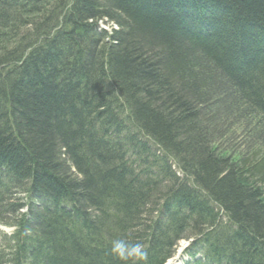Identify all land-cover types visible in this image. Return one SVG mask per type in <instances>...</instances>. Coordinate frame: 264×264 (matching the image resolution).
<instances>
[{
    "label": "trees",
    "instance_id": "trees-1",
    "mask_svg": "<svg viewBox=\"0 0 264 264\" xmlns=\"http://www.w3.org/2000/svg\"><path fill=\"white\" fill-rule=\"evenodd\" d=\"M185 1L34 0L29 12L14 0H0V21L8 23V29L0 27V68L16 77L14 96L8 98L4 85L0 89V161L9 167L0 196L11 197L12 184L16 189L29 182L26 203H20L28 213L7 216L11 205L0 203V224L13 218L17 227L0 234V264H45L48 258L52 264H121L109 252L118 238L144 245L142 264H165L176 244L191 238L207 244L194 258L201 253L207 260L223 254L222 264L264 261V158L239 157L237 171L223 174L228 161L216 159L208 144L212 124L234 132V114L209 103L221 76L264 109V0ZM68 6L74 22L61 20ZM186 8L198 15L199 30L188 26ZM78 13L85 25L72 30L74 42L97 52L96 61L82 55L81 71L63 68L62 53L74 42L53 30L75 25ZM111 15L122 29L115 33L117 46L104 53L95 21ZM26 37L41 40L34 52H28ZM249 108L260 114L256 126L263 131L261 111ZM126 110L165 143L168 164L169 155L185 159L199 187L179 184L170 203L160 199L165 204L153 208L174 171L157 144L150 147L118 122ZM250 150L264 155V138ZM71 169L84 180H76ZM203 186L221 205L207 198ZM37 192L50 207H36L31 197ZM103 207H114V217H100ZM215 224L233 236L221 239L205 230ZM105 228L112 231L98 233ZM247 246L256 252H245ZM193 263L191 258L184 264Z\"/></svg>",
    "mask_w": 264,
    "mask_h": 264
},
{
    "label": "bare ground",
    "instance_id": "bare-ground-1",
    "mask_svg": "<svg viewBox=\"0 0 264 264\" xmlns=\"http://www.w3.org/2000/svg\"><path fill=\"white\" fill-rule=\"evenodd\" d=\"M14 3L16 5V7H19L20 9L23 7H26V11H32L35 6H36V2H34V0H14ZM71 6L66 7L64 10H62V15H60L61 20H68L70 22V20L72 22H74L72 20L73 16H71L68 13L70 12ZM68 11V13H67ZM189 19H191L190 16H187ZM192 17H193V21L195 22L194 19L198 18V15H194L192 13ZM76 18V17H75ZM112 20H107V19H99L96 22L97 27L96 28L99 31L100 37H101V41L100 43H98L99 48H102L104 50V53L107 51L108 47H111L112 50L114 49L115 46H117V38L115 33L120 31L122 29V27L120 26V24L118 25L115 21V18L113 17V15H111ZM187 19V21L189 20ZM88 21H90V23H93V20L88 19ZM8 23L7 22H1L0 21V27L1 26H5V28L8 29ZM84 18L82 17L81 14L78 13L77 18L75 19V25H61L58 27L53 28L54 31H62L63 37L66 35V38L63 39V41H73L74 42V35L72 34V30H77V27H82L84 26ZM189 26V25H188ZM201 32L205 31H209V29L207 28H203L201 27ZM213 34V32H212ZM44 37H42L41 39H43ZM26 41V46H28V48L30 50H28V52H34L35 48L37 44L41 43V40H38L32 37H26L25 38ZM60 44H57L56 48L59 47ZM68 50L65 53H62V55L65 57V61L62 62L63 68H68L71 66V68L73 67V69L76 67V69L78 71L83 70L84 68V64H85V59L82 58L83 54H87L88 57L90 58V60L96 61V51H92L91 49L88 50V45H82L79 44L78 42H74V43H68ZM52 52V51H51ZM58 53L55 54V56L57 58H59L60 56H57ZM44 57V56H42ZM9 67V66H8ZM11 68V67H10ZM11 72H9L7 70L6 67H1L0 68V89H2V86L4 85V90L5 93L7 94L8 98L9 96L12 97L14 96L15 92H14V87H15V79L16 77L12 75H10ZM6 77V78H4ZM9 77V78H8ZM63 78L61 77H57L56 82L61 83L63 82ZM55 83V82H54ZM235 86L229 81V79L225 76H221L220 81L218 83V85L215 87V90L211 91L209 96H210V100H214L215 102H219L218 104L222 103V101H229L231 102V104H233V106L231 107H226L229 112L233 113V122H234V132L233 133H228L225 131V129L220 126V125H210L209 126V133H210V137H209V149L211 150V152L214 154L215 158L218 159L219 161H228L226 163V167H225V171L223 174L228 173V172H235L237 171V169L235 168V165L238 163V154L242 157V158H249V159H255L257 160L258 158L262 159L264 158V155H258V154H254V150H250L251 146L254 143L257 142H261L264 138V130L260 131L257 129V122L258 119L260 117V114L256 115L255 112L253 110H251L249 107H253L255 109H258L261 111L262 117L264 119V109H262L261 107L257 106L254 102L250 101L246 96L239 94V96H237L238 94L236 93L235 90ZM14 92V93H13ZM212 105V104H211ZM249 107H247V106ZM213 107H215L214 105H212ZM11 111V109H10ZM222 111V110H221ZM223 112V111H222ZM134 113H130L129 110L123 111L121 114H119V118H118V122L123 123L124 125L128 126L130 131H131V135H135L137 136L140 140H143L145 143H149L150 147H153L155 144H157L156 149L158 151V154L161 156H163L166 159V163L168 164V150L165 147V143L162 142V140H159L158 137H156L155 135H153L150 131H148L147 129H144L141 125H139L137 123L136 118L134 117ZM261 118H259L260 120ZM249 121V122H248ZM250 132V138L247 144H250L247 149L246 147H243V149L238 150V154L236 152L233 153H226L224 151L221 150V148H219V145L217 144L218 142L220 143V140L222 138H229L230 140H233L235 142H239L238 138H241L243 135L244 137H242V143L243 141L249 137L248 134L245 132V130ZM224 132V133H223ZM263 134V136H262ZM231 137V138H230ZM246 144V145H247ZM263 144L260 145H256L254 147L255 150L259 149ZM158 147V148H157ZM153 153V152H152ZM172 153V152H171ZM170 159H169V164L172 167V173H169L167 178L170 182L165 180V183H162L163 185L160 186V198L159 196L155 198V200L153 202L156 203V205L154 204L153 208L157 209V206L160 205V203H163V201H161L160 199H164L165 201H167V203L171 202V192L172 190H178V186L179 184L181 185H186L189 188H197L199 187V184L197 183L196 180H198V176L196 171H192L189 169H186L187 165L185 164V159H180L179 157H176L174 155H169ZM4 162L0 161V176H2V180L4 181L5 179H7V171H5V169H8L9 167L6 166V164H3ZM166 164V166H167ZM168 164V165H169ZM234 166V167H233ZM71 174H73L75 176V179L78 181H81L82 179L84 180L83 174L80 171H76L71 169L70 170ZM170 176V177H169ZM171 178V179H170ZM220 179V178H219ZM1 180V178H0ZM22 179H18L15 180L14 182L17 184L19 181H21ZM0 181V188L4 186V182ZM14 183V184H15ZM26 186L27 183H23L21 187L16 186V189H14V191L11 192V197H9L8 195L2 197L0 196V203L5 202V204H9L11 205L9 208H11V211H14V214L17 213L20 209L23 208V204H20V201L22 200V198L24 197V193H27L26 191ZM205 186V185H204ZM203 186V190H205L206 192V196L207 198L211 201V202H219V204L221 203L216 195L214 194V192L211 189H207ZM46 197V196H45ZM45 197H43L42 193L37 192L35 194V196L31 197L33 201V203H35L36 205H38L41 208L44 207H50L49 206V201L45 199ZM158 198V200H157ZM31 201V200H30ZM165 201L163 204H165ZM12 202H14V204L18 205V208L15 209L14 206H12ZM166 203V204H167ZM162 204V205H163ZM22 205V206H21ZM221 205V204H220ZM170 207V205L168 206ZM2 209V208H0ZM27 207L25 208V213L27 212ZM112 210H115L114 207H112ZM111 209L109 208H101L99 209L98 213L99 216H110L111 215L114 217V212H112ZM24 211V209H23ZM8 216H10L8 214ZM100 216V217H101ZM160 222L162 223L164 221L163 217H159ZM189 221H192V219H190ZM165 223V224H164ZM164 225H167V221L163 222ZM218 224V223H217ZM171 227V226H170ZM172 228V227H171ZM112 231L111 228H105L102 229L100 231H98L99 234H102L104 232L107 231ZM199 227H197V231L194 232H190L193 235H196L199 232ZM205 230H207V232L209 234L212 235H218L221 239H227L229 240L231 238V236H233V233L231 230L228 229H224L221 225H210V227H206ZM188 233V234H190ZM187 234V235H188ZM256 238V237H255ZM256 241L258 244L263 243L260 237L256 238ZM182 243L186 244L185 246H183V252H184V256L183 258L185 259L186 257H191L192 261L195 262L193 264H218L217 262H215V260H218L221 263V261H225L227 260V258L222 254V255H216L215 258L207 260V259H203L202 254L200 253L199 257L198 255H195V258L193 257L194 254L198 253V251H200V248L203 249L206 247V243L205 242H201L200 244H196V242H194L191 239H181L176 246L174 247V249L172 250L174 253L172 256H170V259L168 261L165 262V264H172V262L174 261H179L181 260V256L182 253L179 255L177 254L179 245ZM244 247L245 252L248 253H254L255 248H253L252 246ZM177 255L179 257H177ZM231 257V255H230ZM233 257V256H232ZM234 260H236V258L234 257ZM53 260H50V258H48V261L45 259V264H52ZM261 264H264V261H260ZM223 264H227V263H223Z\"/></svg>",
    "mask_w": 264,
    "mask_h": 264
},
{
    "label": "rangeland",
    "instance_id": "rangeland-1",
    "mask_svg": "<svg viewBox=\"0 0 264 264\" xmlns=\"http://www.w3.org/2000/svg\"><path fill=\"white\" fill-rule=\"evenodd\" d=\"M171 1L172 0H169V2H168V4H170L171 6H172V3H171ZM185 1V0H184ZM152 2H153V0H152ZM152 2H151V4H152ZM185 3H187L186 1H185ZM184 3V4H185ZM186 5V4H185ZM208 6V5H207ZM212 11H211V13L212 14H216V15H218L219 13H218V10H217V8H214L213 9V7H211V6H208ZM187 8H189V5L187 4ZM187 8H186V14L188 15V16H190L191 17V20H193V17H192V14H191V10L190 9H188L187 10ZM223 11H221V13H222ZM26 18V17H25ZM26 19H29L28 17L26 18ZM190 20V22H187V24L189 25V26H191L192 25V27L193 28H195L196 30H199V27L197 26V24H199L200 23V21H199V19L197 18V21H196V19H194L195 20V22L193 21H191ZM197 23V24H196ZM201 24V23H200ZM237 96H239V94L237 95ZM210 104H212V105H214L215 107H216V111H223V112H229V110L226 108V107H231V106H233V104H231V102H229V101H222V103H220V104H218L219 102H215V99L212 101H210L209 102ZM218 109V110H217ZM249 122V121H248ZM226 132H227V129H226ZM224 133V132H223ZM229 133H233V129L232 130H230L229 131ZM262 136H263V134H262ZM242 137H244V135L242 136ZM241 137V138H242ZM231 138V137H230ZM241 138H238L239 139V142H233V141H230V139L229 138H227V137H225V138H222L221 140H220V143H219V145L221 146V148H222V150L224 151V152H226V153H228L229 151H234V152H236L237 154H238V150H241V149H243V147H248L250 144H252V143H250V144H247L246 145V143H248V141H249V139H245L244 141H243V143H242V139ZM247 147H246V149H247ZM238 157H241L239 154H238ZM115 164V162L112 164L111 163V166L112 167H109L108 169H114V165ZM91 165V164H90ZM89 165V166H90ZM85 167H87V166H85ZM1 172V171H0ZM92 173H93V171H91ZM90 172V174L89 175H92V173ZM136 175V174H135ZM0 178H1V180H2V176H0ZM89 179V178H88ZM87 179V180H88ZM3 181V180H2ZM4 183L6 182V183H9L8 182V178L7 179H5L4 181H3ZM163 183H165V181H163ZM27 184H29V182L27 183ZM14 186H13V184H12V190L11 191H14V188H13ZM23 199H25L24 197L22 198V200L20 201V203H26V200H25V202H24V200ZM153 199V198H152ZM150 201H152V200H150ZM150 206H151V204H150ZM27 206L24 204V206H23V209H24V211H23V209H20L17 213H15L17 216H18V218H20V215H22L24 212H25V208H26ZM36 207H38V205L36 206ZM38 208H40V207H38ZM6 210H8L7 211V214H9V215H12V214H14V211L12 212L11 211V209L10 208H5ZM8 216V215H7ZM13 217H15L16 218V216L15 215H12ZM12 219V220H11ZM11 219H7V220H4V224H6V226L7 227H2V225H0V233H4V234H11V233H13L14 232V230L16 231V229H17V227H16V224H12L10 221H13L14 219L13 218H11ZM2 239H6V237L5 236H3L2 237ZM186 244H183L182 245V243L179 245V248H178V251H177V254H181L182 253V256H181V260H177V261H174V262H172V264L173 263H175V264H184V262L185 261H190L191 262V257H186L185 259L183 258V256H184V252H183V246H185ZM177 257H179L178 255H177ZM199 257V256H198Z\"/></svg>",
    "mask_w": 264,
    "mask_h": 264
},
{
    "label": "clouds",
    "instance_id": "clouds-1",
    "mask_svg": "<svg viewBox=\"0 0 264 264\" xmlns=\"http://www.w3.org/2000/svg\"><path fill=\"white\" fill-rule=\"evenodd\" d=\"M109 252L121 264H142L148 255L142 243L130 242L126 238L113 240Z\"/></svg>",
    "mask_w": 264,
    "mask_h": 264
}]
</instances>
